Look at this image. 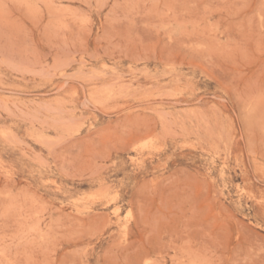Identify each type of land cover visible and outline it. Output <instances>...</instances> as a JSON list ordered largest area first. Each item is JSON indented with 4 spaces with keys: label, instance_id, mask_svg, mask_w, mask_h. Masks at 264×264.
<instances>
[{
    "label": "rangeland",
    "instance_id": "1",
    "mask_svg": "<svg viewBox=\"0 0 264 264\" xmlns=\"http://www.w3.org/2000/svg\"><path fill=\"white\" fill-rule=\"evenodd\" d=\"M0 264H264V0H0Z\"/></svg>",
    "mask_w": 264,
    "mask_h": 264
}]
</instances>
